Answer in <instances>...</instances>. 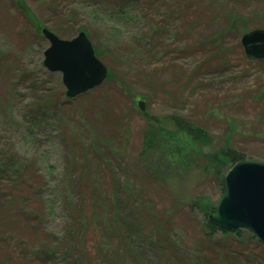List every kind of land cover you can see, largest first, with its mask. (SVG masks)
Returning a JSON list of instances; mask_svg holds the SVG:
<instances>
[{
    "label": "rangeland",
    "instance_id": "1",
    "mask_svg": "<svg viewBox=\"0 0 264 264\" xmlns=\"http://www.w3.org/2000/svg\"><path fill=\"white\" fill-rule=\"evenodd\" d=\"M43 27L86 28L112 78L67 98ZM263 28L264 0H0V264H264L251 233L192 209L220 200V173L144 147L176 116L210 133L206 155L264 156V63L240 43Z\"/></svg>",
    "mask_w": 264,
    "mask_h": 264
},
{
    "label": "water",
    "instance_id": "2",
    "mask_svg": "<svg viewBox=\"0 0 264 264\" xmlns=\"http://www.w3.org/2000/svg\"><path fill=\"white\" fill-rule=\"evenodd\" d=\"M40 35L49 43L44 50L43 67L61 74L67 98L101 85L107 77L108 70L96 58L83 31L70 40L59 39L44 27ZM240 43L249 58L264 61V28L243 35ZM143 105L138 103L142 112ZM225 175L223 194L207 220L227 232L245 230L264 246V162L237 161Z\"/></svg>",
    "mask_w": 264,
    "mask_h": 264
},
{
    "label": "trees",
    "instance_id": "3",
    "mask_svg": "<svg viewBox=\"0 0 264 264\" xmlns=\"http://www.w3.org/2000/svg\"><path fill=\"white\" fill-rule=\"evenodd\" d=\"M108 2H110V0H108ZM95 12L97 14L98 12L99 14H105L104 11L97 12L95 10L94 13ZM96 13L95 16L98 19L99 15H97ZM128 13H125L121 8H119L118 10L115 11V13L109 14V17L107 19L108 21H110V23H112V21L117 22V20H115V18L113 17H116L118 19L125 18L126 22L129 23L131 21L130 17L132 14H128ZM77 31L78 32L83 31L86 34L87 38H89L90 33L88 30H86V28L80 27L78 28ZM242 31L246 32V29L244 28L242 29ZM99 50L94 49L96 57L98 56L100 57V55H102V53H100ZM111 78H112V71L108 70L106 80L109 81ZM168 122H170V124H172L173 128L175 129L173 133L165 132L163 128L160 126L162 130L158 127V129H153V133L148 131L144 140V145H145L144 147L146 150L150 149L152 151H157L158 155L161 156L164 162L160 164L163 166L162 168L164 169L167 170L171 169L178 171L187 170L191 168L192 162L194 163L195 161L196 162L199 161L202 162V164L204 165L203 167V170L205 171L204 174L218 176V174L220 173L221 186H223V180L225 176L223 175L224 174L223 170L227 169L228 167L231 168L233 165H235L237 161L247 160L243 153L234 151L232 146H230L229 144L225 145L224 148L215 151L211 155H206L202 153V147H205L211 143L210 133L207 132L206 129L197 126L193 122H188L182 117L171 116ZM227 134L228 136H230L232 135V132L229 131V133ZM249 160H255V161L261 160L262 162H264V156L258 157V159L249 158ZM223 191H224V186L220 192L219 197H221ZM216 205L213 206L212 203L210 202L200 203L198 201H195L194 204L192 205V209L193 211L194 210L197 211L196 209L198 208L200 211V209L202 208L201 213L204 217V220H207V217L215 212ZM204 227H207L208 231L212 234H214V232L220 231L223 235H228L230 233L239 235V233L241 232L240 230L228 231V232L221 230L211 225L208 220L204 225Z\"/></svg>",
    "mask_w": 264,
    "mask_h": 264
}]
</instances>
